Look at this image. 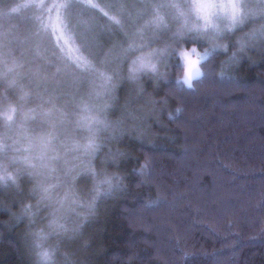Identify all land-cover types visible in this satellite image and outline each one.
<instances>
[{"label":"trees","instance_id":"obj_1","mask_svg":"<svg viewBox=\"0 0 264 264\" xmlns=\"http://www.w3.org/2000/svg\"><path fill=\"white\" fill-rule=\"evenodd\" d=\"M20 2L0 0V15L18 17L24 9L10 8ZM25 25L32 30V22ZM23 56L15 51L22 66L12 73L30 88L24 71L35 65L28 62L31 53L25 61ZM176 59L167 62L158 83L147 76L141 80L144 92L168 103L156 106L151 113L156 117L139 128L118 134L94 158L96 167L123 179L87 224L93 236L80 259L88 264H264V54H241L238 64L225 67L223 83L217 78L228 58L217 56L206 64L203 83L193 81L194 91L176 84L179 76L171 66ZM5 81L0 80V101L6 96L25 107L39 104L35 91L20 101ZM127 89L124 80L117 90L121 105ZM78 141L65 139L68 149ZM88 160L77 150L73 164L84 169ZM20 180L30 182L25 176ZM7 195L0 188V264H33L19 231L23 224L13 220L23 216L25 197L15 201Z\"/></svg>","mask_w":264,"mask_h":264},{"label":"snow or ice","instance_id":"obj_2","mask_svg":"<svg viewBox=\"0 0 264 264\" xmlns=\"http://www.w3.org/2000/svg\"><path fill=\"white\" fill-rule=\"evenodd\" d=\"M21 9L33 10L29 18L32 30L21 41L29 46L32 58L28 62L35 65L29 69L32 87L26 88L15 79L8 81V86L17 89L21 101L27 100L32 91L36 93L39 104L22 111L21 130L30 141L34 139L36 158L41 163L48 158L60 130L67 138L68 132L63 125L70 105L78 109L77 125L87 132V142L76 143L74 148H82L86 155L94 158L105 146L101 133L111 132L115 138L116 133L122 134L126 119H136L129 112L128 103L119 119H110L115 115L116 93L122 81L137 85L138 92L143 94L142 78L147 76L156 83L164 79L160 64L169 56H176V66L183 72L176 84L194 91L193 81L203 83L205 77L202 63L226 56L228 59L221 63L217 78L223 83L225 67L238 64L241 54L257 47L264 54V0H134L132 3L123 0H53L51 3L21 0L13 11ZM168 33L173 38L195 33L208 41L209 48L203 55L196 48L181 51L168 43L153 49L151 42ZM105 36L109 37L107 42ZM4 41L5 34L0 32V64L6 63ZM7 55L11 56V49ZM21 66L13 60L7 72H0V79ZM61 99L68 103L58 106L57 101ZM146 103L154 115L156 106L166 105L168 101L150 98ZM17 111L16 106L9 104L6 112H0V117L11 124ZM37 117L46 122L48 128L33 137L27 125ZM8 147L4 133L0 132V154ZM112 159L115 161L116 156ZM25 163L29 168L35 167L30 161ZM148 167V163L142 166V175ZM86 171L94 180L95 195L82 206L94 213L101 193H111L123 178L103 169L97 172L90 163ZM22 176L23 173L9 175L6 179L0 174V187L19 188L18 180Z\"/></svg>","mask_w":264,"mask_h":264},{"label":"clouds","instance_id":"obj_3","mask_svg":"<svg viewBox=\"0 0 264 264\" xmlns=\"http://www.w3.org/2000/svg\"><path fill=\"white\" fill-rule=\"evenodd\" d=\"M167 43L173 49L181 51H191L192 48H196L201 55L209 48L208 41L198 37L195 33L186 34L182 38H173L170 36ZM173 56L162 60L160 69L162 67L167 69L169 64L166 61H171ZM206 64L207 62L201 64L202 72H204ZM171 66L174 68L175 73L179 77H182L183 72L176 66V61ZM9 104L16 106L18 111L11 124H9L6 118L0 117V132L4 133L6 143L9 145L5 152L0 154V169H2L0 174L4 175L7 179L9 175L19 176L23 173V176L26 175L30 181V199L24 204L22 212L27 216L29 221L26 236L30 242L33 264H70L67 255L60 247V240L68 233L66 221L67 210L70 206L66 202V198L60 195V191L66 184L75 181L79 173L70 175L67 171H64L61 174L62 169L58 166L62 158L61 154L66 152L69 147L65 143L66 137L63 130H60L57 139L49 149L48 158L41 163L36 158L37 152L34 147V139L30 141L21 130V124L23 123L22 111L36 108L37 106H23L21 109L20 104L5 101L0 103V112H6ZM67 112L68 116L63 125V128L67 129V137L75 136L82 141L80 143L81 145L85 144L87 142V132L77 125L78 109L76 106H72L67 109ZM31 125H36V127H31ZM27 127L30 129L33 137L48 128L46 122L39 117L35 121L30 122ZM103 134L101 133V137ZM72 147L74 148V145ZM79 151L84 153L82 148ZM100 155L101 152L99 151L95 154L94 158L98 159ZM86 156L89 157V163L93 167L92 159L94 158L88 155ZM25 161H30L35 167L29 168ZM94 169L97 172L101 171L96 168ZM19 181L20 179L18 183ZM93 189L94 180L92 178L89 191L90 198L95 195ZM108 194L101 193L99 199ZM29 205L30 208H28ZM26 208H28L27 211H25Z\"/></svg>","mask_w":264,"mask_h":264},{"label":"rangeland","instance_id":"obj_4","mask_svg":"<svg viewBox=\"0 0 264 264\" xmlns=\"http://www.w3.org/2000/svg\"><path fill=\"white\" fill-rule=\"evenodd\" d=\"M46 2L51 3L53 2V0H46ZM123 2L132 3L134 2V0H123ZM17 5L16 6L13 5L10 8V10H13L14 8H16ZM54 15L55 14H53V16ZM30 17H31V12L29 9L27 10L24 9L23 13L19 14L18 17L11 15V14L10 15H0V32H3L5 34V37L7 36L4 41L5 43L4 53H5V61L8 64L7 67L13 64V60H15V51L24 54L23 56V59L25 58L24 61L28 59L27 55L30 53L28 51L29 46L26 43H21V41H23L24 38L31 31V29L27 25H25V24L31 25V22L29 19ZM13 20H15L16 23L13 22ZM247 30L248 29H246V31ZM240 34L242 35L243 33H240ZM170 36H171V33H168L166 36L159 38L157 41L151 42L152 48L155 49V48L163 47L165 43L168 42ZM9 41H11L10 44H9ZM9 49H11V56L7 55ZM250 52L262 54L258 47L256 49L249 50L246 54L249 55ZM167 62L168 61H166V63ZM5 66H6L5 64H0V72H7V67ZM31 68H34V67H31ZM160 71L162 73L166 72L165 68L163 67L160 69ZM24 75L27 78V83L29 85H32V81L30 80V77H29V71L25 70ZM18 77L19 76L17 74L8 73L5 78H8V81L13 80V79H15L16 81H19ZM5 78L0 79V80L5 81ZM6 83L8 85V82ZM132 86L133 84L128 82V89L126 91L127 93L126 103L131 105L132 110H129V112H131L136 117V119L135 120L126 119L123 125V131L126 129L135 130L137 127L139 128L141 126L144 119H146L147 117L150 118L153 116L151 115L152 113L151 108H149V106L146 103V101L150 99L151 97L154 98L153 92H148L145 89V92L141 94L138 92V89H136L137 91L135 93L132 90ZM14 90L17 95V89H14ZM84 91L85 90L83 89L81 90L82 93ZM116 96H117V100L114 105V112L116 116L115 115L110 116V119L113 121L120 118V112L125 106V104L121 105L118 103L117 93H116ZM5 101L6 100H1L0 103H3ZM16 103L24 107L26 106V102H21V103L16 102ZM31 127H36V125H31ZM118 134L120 135L119 132L115 134V138L117 137ZM112 135L113 134L111 132H107L103 134L102 139L104 141L105 146L107 145L109 141L114 139L112 138ZM77 143H79V141ZM61 155H62V158L58 164V166L62 169L61 174H63L64 171H67L70 175H76L77 173H79V175H77V179L75 181L71 182L70 184H66L63 187V189L60 191V195L62 197H67L66 202L70 206L69 209L67 210V221H66L68 233L65 237H63L60 240V247H61V250L67 255L70 264L72 263L88 264L89 260L80 259V255L85 254L86 247L90 245L89 241L91 240V237L93 236V231L92 229L87 228V224L88 223L91 224V222H94L96 216L100 215L99 213L102 211L105 204H107L106 203L107 195H105L104 197L96 201L94 213H90L87 208L83 207L82 205L86 201L91 200V198L89 197V191H90L91 184H92V178L86 171V167L89 163V160L84 165V169H81V168H76V166L73 164L77 156V149L72 147L70 149H67V151L62 153ZM102 157H103L102 159H104V156ZM92 166L93 168H96L98 170L99 169L100 170L103 169L104 171L106 170L105 166L96 167L94 159H92ZM25 177L27 178L26 175ZM27 180L29 179L27 178ZM119 187L120 186H118L117 188ZM0 188L2 192H4L5 194H8L7 196L12 197L11 200L17 201V199L15 198H18L21 196V197H25V200L23 201L25 202L29 201L30 182L24 183L20 180L19 188H16L15 186L0 187ZM82 210H85V211H82ZM13 220L16 221L15 223L17 224H23V226L19 228V231L23 233L25 236L24 238L28 244V249L30 252L29 259L30 261L31 260L33 261L30 242L26 236V233L28 231V225H29L28 218L27 216H24L23 214V216L17 215L16 218H13Z\"/></svg>","mask_w":264,"mask_h":264}]
</instances>
